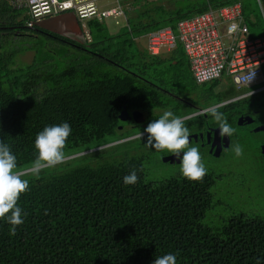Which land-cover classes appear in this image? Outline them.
<instances>
[{
    "label": "trees",
    "instance_id": "obj_1",
    "mask_svg": "<svg viewBox=\"0 0 264 264\" xmlns=\"http://www.w3.org/2000/svg\"><path fill=\"white\" fill-rule=\"evenodd\" d=\"M236 2L250 37L264 36V0H127L123 29L111 35L105 23L91 20L92 41L84 45L27 28L16 21L21 12L0 1V140L29 182L18 200L24 223L11 235L0 219V264H153L170 252L177 264H264V219L250 206L257 198L248 201L250 212L240 211L245 204L231 189L216 191L224 178L214 171L199 181L164 166L158 172L169 152L146 147L143 135L164 111L184 118L237 91L231 85L218 91V79L197 84L181 45L153 56L137 40ZM19 30L30 47L5 50L8 35ZM29 50L33 61L16 65L15 57ZM254 105L264 108V95ZM234 106L218 111L229 118ZM124 109L146 118L122 122ZM201 119L184 120L189 133L197 123L217 125L210 112ZM63 122L72 128L65 161L28 173L36 135ZM133 170L137 183L124 185Z\"/></svg>",
    "mask_w": 264,
    "mask_h": 264
},
{
    "label": "built area",
    "instance_id": "obj_2",
    "mask_svg": "<svg viewBox=\"0 0 264 264\" xmlns=\"http://www.w3.org/2000/svg\"><path fill=\"white\" fill-rule=\"evenodd\" d=\"M2 1V0H0ZM14 10L22 11L25 26L31 28L37 22L72 12L82 30L85 43L92 37L89 21L105 23L114 20L116 26H125V1L112 0L116 7L106 9L105 0H7ZM130 11L132 9H129ZM147 51L160 55L183 47L190 64L192 76L197 84L232 79L237 87H247L263 81L264 37L251 38L239 4L224 6L216 10L180 20L175 30L162 28L145 37Z\"/></svg>",
    "mask_w": 264,
    "mask_h": 264
},
{
    "label": "clouds",
    "instance_id": "obj_3",
    "mask_svg": "<svg viewBox=\"0 0 264 264\" xmlns=\"http://www.w3.org/2000/svg\"><path fill=\"white\" fill-rule=\"evenodd\" d=\"M11 9H13L12 6ZM145 37L143 38L145 39ZM198 112L211 113L218 125L217 129H219L221 137L234 135L235 129L230 126L223 113L218 111V106L205 108ZM184 119L185 117L176 116L172 111H164L158 119L151 120L144 128L143 134H146L145 146L155 151L162 152L166 150L173 154L179 159L181 178L188 181H199L207 174V168L198 147H189L190 134L185 126ZM71 133V125L67 122L45 126L35 137L36 157L27 172L37 176L44 168H52L62 164L66 159L64 149ZM141 135L140 133V137ZM232 151L236 157H240L243 155L244 149L237 143L232 146ZM16 169V155L12 152L9 144L0 140V219L11 226V235H14L17 227L24 223V214L22 208L18 205V200L20 195L26 192L29 187L28 180L22 179V173L16 171ZM138 179L137 171L133 170L123 177V184L134 185ZM153 264H177V254L170 252L156 256ZM257 264H261V262L257 261Z\"/></svg>",
    "mask_w": 264,
    "mask_h": 264
},
{
    "label": "flooded vegetation",
    "instance_id": "obj_4",
    "mask_svg": "<svg viewBox=\"0 0 264 264\" xmlns=\"http://www.w3.org/2000/svg\"><path fill=\"white\" fill-rule=\"evenodd\" d=\"M19 36H25L26 34L24 31H16ZM47 35V33H45ZM49 34V33H48ZM48 36L54 37L55 39H58L59 36L54 35V34H49ZM60 39V38H59ZM233 86V85H231ZM264 95V89H260L257 91H253L250 94L246 95H241L236 98H234L231 102L229 103H224L218 108H224L227 105H235L233 109V114L231 117L226 118L227 122L230 124L235 129L234 135L231 137H221L219 133L215 136V131L219 130L217 129L218 125L216 126H210L207 125V122H205V125L197 123L195 126V129L189 133L190 134V144H195V147H198L202 160L205 164H211L214 166L213 162L210 161V159H217L219 161V166H218V171L217 173H221V179L225 181L227 180H232L235 178V176L242 178V179H247L246 178V173L237 172L238 174L233 175L230 171V168H238L237 162L241 164L247 163L246 157H244V152H255V158H251L249 161L251 165L259 169V171L264 173V168L260 164L261 162H264V131L261 132H256L255 129L261 126H264V108H260L257 110L254 105V100L257 96H263ZM229 108V107H228ZM227 108V109H228ZM226 109V110H227ZM246 110H248L246 112ZM134 111L129 112L131 115ZM260 112L262 113L260 115ZM195 112L191 115H189L188 118H192L195 116L202 115L203 119L202 121H205L208 119V113L202 112ZM143 118H146V114L142 113ZM250 118L253 122L248 124L247 123V118ZM186 118V119H188ZM243 118L242 122L238 124V119ZM184 119V120H186ZM127 122H134L133 120L127 121ZM144 125V124H143ZM243 136L238 141L239 136ZM251 138H248L247 136ZM246 137V138H244ZM244 140H247L246 142L243 143L242 147L244 149L243 155L240 157H236L235 154L232 151V146L235 144H239L243 142ZM252 144H250V142ZM231 152V155L234 154V157L226 156ZM166 156H174L171 153L162 155V157ZM223 159V160H221ZM237 160V162L235 161ZM164 167H168L171 170L168 169V172L166 173H179V159L173 158L172 163H162ZM170 164L171 166H167ZM225 197L228 195H231L229 191H227L225 194ZM255 202V201H254Z\"/></svg>",
    "mask_w": 264,
    "mask_h": 264
},
{
    "label": "rangeland",
    "instance_id": "obj_5",
    "mask_svg": "<svg viewBox=\"0 0 264 264\" xmlns=\"http://www.w3.org/2000/svg\"><path fill=\"white\" fill-rule=\"evenodd\" d=\"M112 0H109L110 5L105 7L106 9H110L112 7H116L115 3L111 4ZM100 3L102 4H106L107 1H101ZM17 22H23L24 24V19L19 15ZM114 20H107L106 22V27L108 32L111 35H114L116 33H118L121 29H123L122 25L120 26H116L114 23ZM29 38L25 37V36H19V34L17 33L16 35H11L10 38H8V44L4 46L5 50H9V49H16L19 46H22V44H19V42L24 43L25 45H23L24 47H30L29 43H28ZM39 40H45L44 37H40ZM32 43V41H30ZM137 42L139 43L140 46L145 47V39L141 38L138 39ZM166 55V53L164 54ZM33 57H34V51H26L23 54H19L15 57V64L16 65H26V64H30L33 61ZM221 87H218L217 89H220ZM249 91V89H241L240 91H238V95L239 94H243L244 92ZM262 113L260 112V115ZM146 135V134H143ZM140 136V135H139ZM137 137V136H136ZM248 138H251L252 136L250 135L247 136ZM135 138V137H133ZM243 138V136H239L238 141ZM246 138V137H244ZM139 139V138H138ZM142 139V138H141ZM140 139V140H141ZM134 141L131 140L130 138L124 140V141ZM136 140V139H135ZM143 140V139H142ZM247 140H244L243 142L239 143L241 146L243 145L244 142H246ZM120 142V141H118ZM123 142V141H122ZM136 142V141H135ZM250 142V140H249ZM250 144H252L250 142ZM193 147V146H192ZM108 148V147H106ZM234 153V152H233ZM255 152H244V157H246V161L247 163L245 164H241L239 162H237V160L235 159V161L237 162V166L238 168H230V171L233 172V175L238 174L237 172H242V173H246V178L247 179H242L237 176H235L234 179L232 180H227V181H223L218 187V189L216 190L218 192V190H220V188L223 187V190L225 189H231L234 193H233V199H239L242 200V203L245 204L244 207H240V211H247L250 212V209L248 207V201L249 200H253L255 197L257 198V201H255L256 204H252L250 201V206L251 208H254V210L252 212H254L255 214L259 215L261 218L264 219V173H262V171L260 172L259 169L254 168L251 163L249 162L251 160V158H256V156L254 155ZM226 156H230V157H234V154L231 155V152H229V154H227ZM223 160V159H221ZM211 162H213L214 166L211 164H205L207 171H214V174H217V176H220L221 173H217L218 171V166H219V161L217 159H210ZM262 165V167L264 168V162L260 163ZM158 172H163V165L162 167H157ZM163 174V173H161ZM222 190V189H221ZM236 191H238V195L236 194ZM255 196V197H254ZM243 208V209H241ZM231 209V208H230ZM238 209V208H236Z\"/></svg>",
    "mask_w": 264,
    "mask_h": 264
},
{
    "label": "water",
    "instance_id": "obj_6",
    "mask_svg": "<svg viewBox=\"0 0 264 264\" xmlns=\"http://www.w3.org/2000/svg\"><path fill=\"white\" fill-rule=\"evenodd\" d=\"M36 27L42 31L49 32L51 34L57 35L61 38L67 39L73 43L84 45V37L79 23L72 12L63 13L55 17L45 19L41 22L36 23ZM189 117V116H188ZM188 117H185L188 118ZM119 120L122 122H127L133 120L136 124H141L144 121L142 114L138 111H134L131 115L124 109L118 116ZM243 118L238 119V124L242 122ZM247 123L250 124L253 121L248 117ZM256 132L264 131V126L255 129ZM219 133V130L215 131V136ZM189 140L190 137H189ZM173 158L176 156H166L163 157V162H173Z\"/></svg>",
    "mask_w": 264,
    "mask_h": 264
},
{
    "label": "crops",
    "instance_id": "obj_7",
    "mask_svg": "<svg viewBox=\"0 0 264 264\" xmlns=\"http://www.w3.org/2000/svg\"><path fill=\"white\" fill-rule=\"evenodd\" d=\"M234 4H239L240 6H241V3L240 2H236V3H234ZM231 5H233V4H231ZM229 6V5H228ZM242 8V7H241ZM21 13L19 14L23 19H24V21H25V16H24V13L22 12V11H20ZM262 13H264L263 11H261ZM243 15V14H242ZM19 17V16H18ZM262 17H263V23H264V14H262ZM244 18V17H243ZM18 19V18H17ZM245 20V19H244ZM17 21V20H16ZM245 23L247 24V22L245 21ZM247 26H248V24H247ZM248 29H249V27H248ZM16 35L17 34V32L15 31V32H13V33H11L10 35H8V38H10V36L11 35ZM249 35H250V32H249ZM262 37H264V36H261V37H257V38H262ZM22 44V43H21ZM262 78H263V81L261 82V83H259V84H254V85H251V86H247V87H237L234 83H233V81H232V79L231 78H229V77H224L223 79H220L219 81H220V84H219V86L218 87H221L220 89H217L218 91L219 90H224L225 89V87H227L228 85H233V87L235 88V90L237 91V95L236 96H234V97H232V98H230V99H228V100H223L222 102H220L218 105H215V106H218V107H220L222 104H224V103H229V102H231L234 98H236V97H238V96H241V95H246V94H250V93H252L253 91H257V90H260V89H264V74H263V70H262ZM208 83H210V82H208ZM263 84V85H262ZM258 85H261V86H258ZM241 89H249V91H247V92H244L243 94H239L238 95V91H240ZM233 109H236V108H233ZM240 119V118H239Z\"/></svg>",
    "mask_w": 264,
    "mask_h": 264
}]
</instances>
